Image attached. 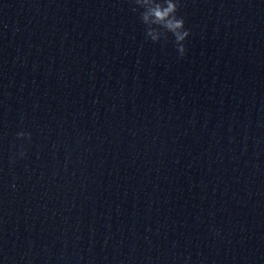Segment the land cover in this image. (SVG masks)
Wrapping results in <instances>:
<instances>
[{"label":"water","instance_id":"obj_1","mask_svg":"<svg viewBox=\"0 0 264 264\" xmlns=\"http://www.w3.org/2000/svg\"><path fill=\"white\" fill-rule=\"evenodd\" d=\"M179 13L0 0V264H264V0Z\"/></svg>","mask_w":264,"mask_h":264},{"label":"clouds","instance_id":"obj_2","mask_svg":"<svg viewBox=\"0 0 264 264\" xmlns=\"http://www.w3.org/2000/svg\"><path fill=\"white\" fill-rule=\"evenodd\" d=\"M180 6L181 0H134V10L139 13V19L145 26V38L164 44L171 39L178 54L184 56L187 51L186 41L192 30L186 26L185 17L179 13ZM17 135L31 138V133L23 130ZM18 155L25 156L23 145Z\"/></svg>","mask_w":264,"mask_h":264}]
</instances>
